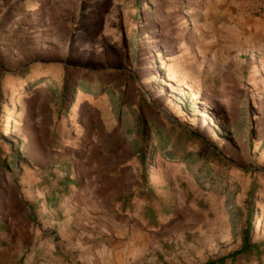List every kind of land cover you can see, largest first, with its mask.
<instances>
[{
    "label": "rangeland",
    "instance_id": "rangeland-1",
    "mask_svg": "<svg viewBox=\"0 0 264 264\" xmlns=\"http://www.w3.org/2000/svg\"><path fill=\"white\" fill-rule=\"evenodd\" d=\"M212 4L0 0V264H71L70 217L122 264H264V56L205 41Z\"/></svg>",
    "mask_w": 264,
    "mask_h": 264
},
{
    "label": "crops",
    "instance_id": "crops-1",
    "mask_svg": "<svg viewBox=\"0 0 264 264\" xmlns=\"http://www.w3.org/2000/svg\"><path fill=\"white\" fill-rule=\"evenodd\" d=\"M214 4L209 5L212 13L206 16V22L210 20L212 26H207L203 32L205 41L214 39L224 41L228 46L230 55H246L249 66L256 65L258 58L264 56V14L256 11L253 0H213ZM210 18V19H209ZM220 45V44H219ZM225 45V46H227ZM220 52L223 50L220 48ZM264 70V65H259ZM66 83L65 90L68 88ZM82 85V86H80ZM78 89H84L88 96L94 99L96 90L91 89L85 82L80 83ZM108 92V91H107ZM62 227L59 229L62 241L64 243H77L79 251L74 252L73 261L76 264H122V227L113 231V229H87V232L81 239L72 237L66 231H73V219L66 218ZM113 224V223H112ZM116 222H114V227ZM109 232L114 239L107 240L105 233ZM90 233V234H89ZM98 233V234H97ZM103 236V238H99ZM118 237V238H117ZM117 238V240H116ZM123 253V254H122ZM78 254L77 256H75ZM73 261L71 264H73ZM41 264H68L66 259L54 256L46 259Z\"/></svg>",
    "mask_w": 264,
    "mask_h": 264
},
{
    "label": "trees",
    "instance_id": "trees-1",
    "mask_svg": "<svg viewBox=\"0 0 264 264\" xmlns=\"http://www.w3.org/2000/svg\"><path fill=\"white\" fill-rule=\"evenodd\" d=\"M27 70H30V68L23 70L22 73H20V74L26 73ZM80 86H82V85H80ZM57 146H59V145H57ZM141 155H142V161H144V162L147 161L146 153H142ZM251 253L257 254L259 257L261 256L260 255L261 252H260L259 248L256 245H251L247 241V243L244 245V247L240 251L232 254L231 256H229L227 258L217 260V261H212V262H209L207 264H226L227 260H231L232 264H235L237 259L242 258V257H248L249 254H251Z\"/></svg>",
    "mask_w": 264,
    "mask_h": 264
},
{
    "label": "built area",
    "instance_id": "built-area-1",
    "mask_svg": "<svg viewBox=\"0 0 264 264\" xmlns=\"http://www.w3.org/2000/svg\"><path fill=\"white\" fill-rule=\"evenodd\" d=\"M256 11H258L259 14H264V0H253Z\"/></svg>",
    "mask_w": 264,
    "mask_h": 264
}]
</instances>
